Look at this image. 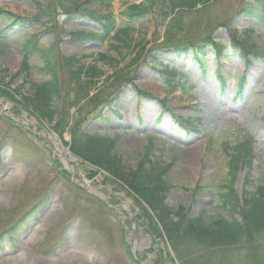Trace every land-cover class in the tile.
I'll list each match as a JSON object with an SVG mask.
<instances>
[{"label": "rangeland", "instance_id": "1", "mask_svg": "<svg viewBox=\"0 0 264 264\" xmlns=\"http://www.w3.org/2000/svg\"><path fill=\"white\" fill-rule=\"evenodd\" d=\"M70 1L82 4L87 0ZM252 1L216 0L184 12L179 19L186 32L179 34L176 46L195 50L211 41L228 45L230 36L220 27L224 23L240 34L252 30L250 43L264 51V25L240 14ZM141 2L105 0L88 8L96 15L112 11L117 24L124 26L128 19L123 12ZM0 9L23 20L39 18L33 26L8 31L13 24L0 15V32L6 30L0 33V264H264V236L225 251L184 242L178 244L177 253L155 214L134 192L103 168L65 153L73 156L72 130L111 137L116 140L115 155L128 168H136L148 153L152 162L170 166L168 178L173 187L165 201L168 208L184 209L190 218L203 214L209 223L229 218L219 196L230 181V148L249 139L254 143L252 166L244 167L235 180L237 194L253 192L264 184V59L253 53L247 58L245 51L229 46L227 56L220 60L207 58L205 75L199 64L161 53L157 63L183 71L184 88L171 93L167 80L159 79L161 65L150 57L165 39L159 24L160 0L134 27L132 36L140 42L137 52L144 47L146 52L132 66L137 52L121 59L110 50L109 41L70 36L68 32L76 28L88 33L99 30L92 20H82L84 8L63 9L59 0H0ZM32 36L38 37L40 46L53 47L54 57L75 58L85 66L96 63L99 54L116 58L119 63L114 68L97 63L104 77L96 88L115 98L113 109L101 113L83 106V101L69 107L70 115L62 111L50 124L24 108L21 94L29 93L31 84L49 79L38 56L30 58L28 78L20 72L23 46ZM217 67L226 80L223 89ZM119 70L120 81L110 86L114 78L104 85ZM66 78L63 72L61 79ZM131 78L133 86L152 97H140L124 87ZM165 99L171 114L158 121ZM230 113L236 121L228 119ZM174 115L196 130H185ZM57 139L65 152L58 150ZM91 172L97 173L93 180L88 178Z\"/></svg>", "mask_w": 264, "mask_h": 264}, {"label": "trees", "instance_id": "2", "mask_svg": "<svg viewBox=\"0 0 264 264\" xmlns=\"http://www.w3.org/2000/svg\"><path fill=\"white\" fill-rule=\"evenodd\" d=\"M59 1H61L63 9L65 7L70 9L76 7V10L84 8V13L89 15V18L86 19H91L101 28L99 33L92 34L88 38L98 42L110 40V50L121 59L125 58L128 53L136 52L140 47V42L136 43L132 36L134 32L132 25L138 23L146 14L154 11L156 6V0H145L144 4L131 6L124 13L130 22L124 27L116 29V20L111 13L96 15L88 8L93 2L105 3V0H88L83 4L79 2L76 4L75 1L70 0ZM214 1L216 0H161L159 16L161 17L160 23L164 29L163 37L165 39L160 44L161 47L156 48V50L165 52L173 50L179 56L183 54L186 59H189L190 47L176 46V41L180 40L179 34L184 33V31L186 32L179 16L184 12H193L199 6H205ZM43 8L46 9L47 6L44 5ZM240 11L242 14L253 15L264 25V0H253ZM0 15L8 17L9 20H12L22 28L25 27L26 23H18L16 20L19 18L16 16L2 12L1 10ZM38 19L36 17L35 21L39 22ZM48 23L49 21H47ZM221 26L231 32L233 42L237 46L243 50H250L254 55L264 59V51L255 45L249 44L247 39L244 41L238 40V32L232 29L230 24H222ZM74 35H85V33L83 31L75 32V34L73 33ZM214 46L216 47L214 54L221 57L225 53L223 50L226 47L220 45ZM24 48L28 54L36 55L42 60L44 64L43 71L50 76L48 81L41 84H31L29 93L21 94L22 99L20 104L27 110L35 112L44 121L52 123L57 116H62V111H66L67 115H70L69 107L79 105L83 101H85L83 106L93 108L94 110L109 104L110 95H105L101 88H96L104 76V73L97 65L86 67L76 60L70 61L54 57L53 47L46 49V47L40 46L37 37H32L27 41ZM144 48L136 54L129 66L139 62L146 50ZM203 48L201 46L198 47L200 51ZM194 58L202 62L198 55ZM98 60L111 68L116 67L117 63H119L117 59L107 55H100ZM201 65L204 67L203 63ZM165 67H167L168 77L175 78L179 73H182L170 65H165ZM20 72L24 73L26 78L29 77L30 65L28 64V58L24 59ZM63 72L67 75V78L63 79L65 82L61 79ZM118 75L120 76L121 72L118 73L117 71L106 78L104 85L114 78H116L115 82L110 86L116 85L120 81ZM128 82H131L130 79ZM66 87L69 88L68 91ZM174 89L175 87H173ZM92 92H94V95H91ZM72 94L73 99L70 98ZM0 95L2 94L0 93ZM63 95L67 97H65V103L61 101ZM59 101L62 102V105ZM185 126L195 129L191 124ZM72 131L74 134L72 152L81 159L103 168L134 192L141 202L145 203L155 214V221L164 229L175 246L174 249L177 253L178 244H183L184 242L195 243L207 249L225 251L246 240L250 242L264 236V184L256 187L253 192H245L241 196L237 194L234 188V183L239 172L244 167L252 166L254 158L252 142L245 141L228 150L230 181L223 188L225 192L220 193L219 197L220 206L223 210L227 211L229 218L222 217L209 223L203 219V214L190 218L184 212V209L175 211L165 205L166 197L173 187L168 178L170 166H162L159 163L152 162L149 159L148 153L136 168H128L113 153L114 141L110 138L94 133L82 132L78 134L76 130Z\"/></svg>", "mask_w": 264, "mask_h": 264}, {"label": "bare ground", "instance_id": "3", "mask_svg": "<svg viewBox=\"0 0 264 264\" xmlns=\"http://www.w3.org/2000/svg\"><path fill=\"white\" fill-rule=\"evenodd\" d=\"M230 117L231 118H233V117H235V115L233 114V113H230ZM58 144H57V146H58V150L60 151V152H65L64 150H63V143L61 142V141H58L57 142ZM66 153V155L68 156V157H70V155H69V153L68 152H65Z\"/></svg>", "mask_w": 264, "mask_h": 264}, {"label": "water", "instance_id": "4", "mask_svg": "<svg viewBox=\"0 0 264 264\" xmlns=\"http://www.w3.org/2000/svg\"><path fill=\"white\" fill-rule=\"evenodd\" d=\"M97 175V173L96 172H92V174L91 175H89V178L90 179H93L95 176Z\"/></svg>", "mask_w": 264, "mask_h": 264}]
</instances>
